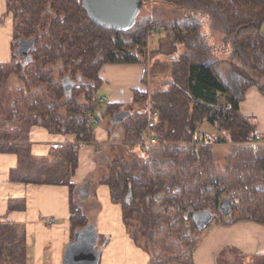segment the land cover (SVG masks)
<instances>
[{
  "label": "trees",
  "instance_id": "1",
  "mask_svg": "<svg viewBox=\"0 0 264 264\" xmlns=\"http://www.w3.org/2000/svg\"><path fill=\"white\" fill-rule=\"evenodd\" d=\"M142 1L143 8L172 7L174 20L139 19L141 10L131 28L114 29L95 21L82 0H5L13 40L10 61L0 62V153L18 156L12 181L68 187L70 245L84 231H96L71 182L79 150L96 142L98 125L91 117L110 119V134L123 124L132 158L114 155L100 184L122 206L128 234L148 255V264H194L201 235L213 222L264 223V147L254 148L257 120L240 110L248 90L264 96V0ZM159 29L171 39L166 84L154 93L134 89L128 105L101 102L103 68L146 65L150 38ZM213 32L221 35L220 45ZM13 76L21 86L10 85ZM146 78L147 71L142 83L148 87ZM122 113L128 115L116 123ZM206 125L219 137H209ZM35 126L75 139L56 147L50 158H35L30 151ZM150 137L157 142L151 158L159 156L153 162L144 150ZM213 144L234 146L225 168L216 164ZM162 171L170 173L167 179ZM198 217L208 221L204 228ZM133 219L141 228H130ZM18 237L17 228L0 224V261L6 256L28 264L26 250L16 252V246H25L23 239L17 244Z\"/></svg>",
  "mask_w": 264,
  "mask_h": 264
},
{
  "label": "crops",
  "instance_id": "2",
  "mask_svg": "<svg viewBox=\"0 0 264 264\" xmlns=\"http://www.w3.org/2000/svg\"><path fill=\"white\" fill-rule=\"evenodd\" d=\"M6 2L0 0V62L10 61L13 40L12 17L6 14ZM144 65L106 66L101 72L104 81L101 97L103 103L128 105L132 91H147L142 83ZM251 100L253 103H249ZM264 96L252 88L240 104L242 114L257 120V131L264 147ZM248 109V113H244ZM104 120L95 126V139L84 145L78 153V167L71 177L77 187L79 205L89 217L100 237L107 241L101 251L99 264H148V255L128 234L123 221L121 205L113 202L110 190L99 180L111 160L106 150L120 143L122 131L108 132ZM102 126V127H101ZM74 136L52 134L41 126L30 131V151L35 158H50L53 150L73 142ZM124 145L123 141L121 142ZM231 145V144H224ZM261 147V146H260ZM18 167V156L0 153V224H8L19 230L25 243L28 264H63L66 247L71 242L69 221V189L63 185H41L11 180V172ZM54 224H48V220ZM204 232L194 252V264H220L219 257L225 250L243 256V264H264V223L254 219H242L225 225L213 222ZM230 256V255H229ZM230 258V257H229Z\"/></svg>",
  "mask_w": 264,
  "mask_h": 264
},
{
  "label": "rangeland",
  "instance_id": "3",
  "mask_svg": "<svg viewBox=\"0 0 264 264\" xmlns=\"http://www.w3.org/2000/svg\"><path fill=\"white\" fill-rule=\"evenodd\" d=\"M172 11H173V9L170 6L159 4V3H151L142 9V11L139 15V19H145L147 17H151L154 20L160 18L159 21L174 20L175 17H173L174 15H173ZM177 18L180 19L181 16H178ZM212 35L214 37L215 44L220 45L222 42L221 41V35H219V33H215V32H213ZM162 40H164V41H162ZM161 41H162V45H161ZM23 44H24L23 41L18 42L19 47L23 46ZM171 50H172L171 39L167 38L166 32L159 29L156 33H154L152 35V37L150 38V46H149L148 51H147V58L145 59L147 64L144 65L145 71H147L146 82L148 84V87H147L148 92H151V93L157 92L158 90L161 89L163 84L166 83V81H168V79L170 78L171 72H172L171 66H172V61H173V56H171ZM220 58L221 59H225V58L228 59V57H224L223 55H221ZM55 76L57 78V74ZM10 85L13 87L21 86L18 83L17 78L14 76L10 80ZM103 96H106L108 98V93L106 91L100 92V97H103ZM248 102L253 103V101H251V100H249ZM134 107L137 108L136 105ZM260 111H264V108L260 107ZM245 112L248 113L249 110L244 109V113ZM109 120L110 119H108V118L104 119L103 124L105 127H109V122H110ZM118 128H119V130L122 131L121 139L119 140L120 143H118L117 145L116 144L110 145L108 147V149L106 150V152H108L107 154L110 155V158H111L109 165L112 163L114 155H118V156L122 155L124 158H126L128 160H130V158H132V155L130 153H128L125 146L121 144V142L124 140L126 128L124 127L123 124L119 125L117 128H115V130H118ZM204 130L206 131V133L211 138L215 139V138L219 137V133L215 129H213L212 127H209L206 125L204 127ZM259 146H262V144L260 143ZM259 146H257L255 149L260 148ZM155 147L156 146L150 148L148 151L144 148V150L146 151V153L148 154V157L152 160V162L159 159V156L151 158V152H153V150L156 149ZM233 150H234L233 145L227 146V145H223V144H221V145L213 144V155H214V160H215L216 164L219 165L221 168H225V166L227 164V158L229 155L232 154ZM136 151L138 152V154L142 153V150L140 148L136 149ZM145 151H144V153H145ZM105 172L107 173V171H105ZM106 173H105V175H106ZM156 173H158V171H156V169H154L152 166L151 167V174L155 175ZM161 173L165 179H167L168 174H170L168 171H162ZM76 202L78 204L81 203V199L77 197ZM133 220L130 221V228L132 230H137V229L141 228L140 221H137V220L133 221ZM204 234L205 233L203 232L201 235V238L203 237ZM20 240H21V238L18 237L17 244L20 242ZM140 241L142 242V244H145V240L143 238H141ZM103 244H105V240H103L100 237L97 230L96 231H84L82 233V236L78 235L77 239L72 244H70L66 247L68 250V253L66 251L67 255L64 256V259L66 261L68 259V257H70V256H68L70 254L69 252H72L75 249L90 246L91 264H98L100 261L99 252H101L102 249L104 248ZM25 249H26L25 246H23V247L21 245L16 246V252L18 255L22 254L23 250H25ZM5 250H3V251L5 252V254H7ZM237 255L238 254H236V252H232L231 254H229V251L225 250V252H223L222 255L219 257L218 261L220 264H243L245 261L243 256H238V258H237ZM0 264H17V262L10 261L9 258H7L5 256L4 262L0 261ZM19 264H23V262L21 261V263H19Z\"/></svg>",
  "mask_w": 264,
  "mask_h": 264
},
{
  "label": "water",
  "instance_id": "4",
  "mask_svg": "<svg viewBox=\"0 0 264 264\" xmlns=\"http://www.w3.org/2000/svg\"><path fill=\"white\" fill-rule=\"evenodd\" d=\"M89 15L99 24L114 29H129L143 8L142 0H82ZM164 83L163 85H165ZM128 113L116 115V123L122 122ZM199 228H204L208 221L197 218ZM90 231V230H88ZM82 236V233L79 234ZM78 237V236H77ZM76 237V239H77ZM68 253V252H67ZM64 264H91L90 246L69 252ZM67 255V254H66Z\"/></svg>",
  "mask_w": 264,
  "mask_h": 264
},
{
  "label": "built area",
  "instance_id": "5",
  "mask_svg": "<svg viewBox=\"0 0 264 264\" xmlns=\"http://www.w3.org/2000/svg\"><path fill=\"white\" fill-rule=\"evenodd\" d=\"M101 102H104V99H100ZM154 117H157V114H154ZM91 121L94 125H99V120L96 119L95 117H91ZM156 120H150L149 126H153L155 124ZM200 140H201V135H200ZM257 144L254 145V148H256L260 143H261V138L260 136L257 137ZM157 145V142L154 138L150 137L146 143L144 144V148L148 151L150 148L154 147ZM54 220H48V224L52 225L54 224Z\"/></svg>",
  "mask_w": 264,
  "mask_h": 264
},
{
  "label": "bare ground",
  "instance_id": "6",
  "mask_svg": "<svg viewBox=\"0 0 264 264\" xmlns=\"http://www.w3.org/2000/svg\"><path fill=\"white\" fill-rule=\"evenodd\" d=\"M96 118V117H95ZM97 119V118H96Z\"/></svg>",
  "mask_w": 264,
  "mask_h": 264
}]
</instances>
